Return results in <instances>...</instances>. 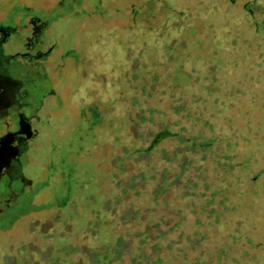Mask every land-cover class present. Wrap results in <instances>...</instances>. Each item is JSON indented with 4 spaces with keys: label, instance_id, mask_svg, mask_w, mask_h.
Instances as JSON below:
<instances>
[{
    "label": "rangeland",
    "instance_id": "374dc122",
    "mask_svg": "<svg viewBox=\"0 0 264 264\" xmlns=\"http://www.w3.org/2000/svg\"><path fill=\"white\" fill-rule=\"evenodd\" d=\"M7 29L0 264L156 223L163 264H264V0H0Z\"/></svg>",
    "mask_w": 264,
    "mask_h": 264
},
{
    "label": "trees",
    "instance_id": "16d2710c",
    "mask_svg": "<svg viewBox=\"0 0 264 264\" xmlns=\"http://www.w3.org/2000/svg\"><path fill=\"white\" fill-rule=\"evenodd\" d=\"M174 135L168 131L156 133L152 145L144 151H151L162 140ZM124 220L127 221L126 218ZM154 231L157 233L156 237L150 241L145 235H140L136 237L137 239L123 236L116 239H104L101 240V244L82 250L81 254H85L89 264H163L159 242L162 240V231L159 223L155 224ZM66 251L73 252L74 248L69 247Z\"/></svg>",
    "mask_w": 264,
    "mask_h": 264
},
{
    "label": "flooded vegetation",
    "instance_id": "af4514ba",
    "mask_svg": "<svg viewBox=\"0 0 264 264\" xmlns=\"http://www.w3.org/2000/svg\"><path fill=\"white\" fill-rule=\"evenodd\" d=\"M232 2H236V0H231ZM10 29L7 30H0V38L2 39L0 41V45H4L9 38H12L11 36L15 37L13 35ZM1 32L3 34H1ZM10 33V34H9ZM51 50L48 51L50 53ZM42 55V54H41ZM5 97L0 98V105L5 103ZM28 133L25 131V133H22L21 130H17L16 125H12L10 123L5 124V129L0 134V159L8 156L10 159V163L5 165V168L2 169L0 165V174L7 178H11V174L14 172L16 169V166L13 165V161L17 159V157L22 156L24 153L22 151H25L26 143H28ZM23 153V154H22ZM262 172V173H261ZM260 175L257 178H254V181L256 179H260L264 175V170H261Z\"/></svg>",
    "mask_w": 264,
    "mask_h": 264
},
{
    "label": "water",
    "instance_id": "95a60500",
    "mask_svg": "<svg viewBox=\"0 0 264 264\" xmlns=\"http://www.w3.org/2000/svg\"><path fill=\"white\" fill-rule=\"evenodd\" d=\"M161 132H164V131H161Z\"/></svg>",
    "mask_w": 264,
    "mask_h": 264
}]
</instances>
